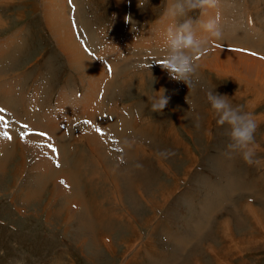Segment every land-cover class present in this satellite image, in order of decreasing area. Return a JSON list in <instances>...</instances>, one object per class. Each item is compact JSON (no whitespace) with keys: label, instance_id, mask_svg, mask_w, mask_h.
<instances>
[{"label":"rangeland","instance_id":"1","mask_svg":"<svg viewBox=\"0 0 264 264\" xmlns=\"http://www.w3.org/2000/svg\"><path fill=\"white\" fill-rule=\"evenodd\" d=\"M170 2L0 0V40L14 38L0 42V264H264V0L190 13L223 28L190 90L159 64ZM215 53L245 63L214 66ZM211 88L256 120L253 163L227 154ZM160 91L169 102L153 112ZM47 130L55 152L28 143Z\"/></svg>","mask_w":264,"mask_h":264},{"label":"clouds","instance_id":"2","mask_svg":"<svg viewBox=\"0 0 264 264\" xmlns=\"http://www.w3.org/2000/svg\"><path fill=\"white\" fill-rule=\"evenodd\" d=\"M219 2L220 0H171L165 9V14L171 22L163 34L165 55L159 64L167 70L170 78L183 82L189 90L199 83L195 56L202 53L213 39L223 38V28L218 16L197 20L190 13L214 9ZM130 19V16H126L125 22H130ZM198 29L204 34L198 35ZM213 89L206 90V99L217 116V123L228 126L227 154L230 157L232 153L237 152L246 163H253L255 132L258 127L256 120L252 113L244 111L240 105L233 106L228 96ZM157 93L148 97V101L153 112H162L169 98L163 91Z\"/></svg>","mask_w":264,"mask_h":264},{"label":"bare ground","instance_id":"3","mask_svg":"<svg viewBox=\"0 0 264 264\" xmlns=\"http://www.w3.org/2000/svg\"><path fill=\"white\" fill-rule=\"evenodd\" d=\"M53 20H50V23L52 22ZM56 23H58L57 21H55ZM67 28H68V30H69V27H68V25H67V23H66V25H65ZM54 30H55V28H54ZM64 38L66 39V40H68L69 42H71V43H73L77 48H78V51H79V58H80V61H82L83 63H85L86 64V66L88 65V61H86L85 60V56H84V54H83V51H82V49L81 48H79V46L77 45V43L75 42V40L73 39V36H72V34L70 33H68V31H67V33L66 34H64ZM154 49V48H153ZM155 49H157V48H155ZM160 52H162V51H160ZM219 56V54H216L215 53V55H214V57L212 58V59H210L211 61H213L214 62V66H217L218 64H225V67L226 68H229V67H231L232 69H236V67H242L243 65H244V63H245V61L244 62H241L240 61V65L238 64V66H235V65H233L232 66V64H231V62H233V61H231L230 59H229V57H227V59H223V58H219V60L220 61H215V59H217V57ZM246 56V55H245ZM241 59V58H240ZM224 60V61H223ZM97 61V60H96ZM82 63V64H83ZM84 65V64H83ZM90 65H92L91 63H90ZM84 67V66H83ZM105 68V67H104ZM226 70V69H225ZM230 71V70H229ZM237 71V73H238V71H239V69H237L236 70ZM249 80V79H248ZM253 80H255V79H253ZM250 81V80H249ZM256 81V80H255ZM260 82V81H259ZM262 82V81H261ZM248 83V82H247ZM260 84V83H259ZM48 124L49 125H51V124H53V121L51 120V119H48ZM35 133V132H34ZM45 133L47 134L46 136H43L44 138L42 139H37L38 137H34L33 135L32 136H28V138L29 139H27L28 141H30V142H28V143H32V145H33V143H37V144H39L40 146H43V147H45V148H47L46 147V144L47 145H53L52 143V138H49V137H47L48 136V134H51V133H53L52 131H50V130H47V131H45ZM37 139V140H36ZM39 141V142H38ZM99 144V143H98ZM26 145V144H25ZM91 145H92V143H91ZM29 148V147H28ZM92 150H94V149H92ZM98 149H96V151H97ZM33 151V150H32ZM35 151V150H34ZM100 151V150H99ZM99 151H97L98 153H99ZM45 153H47V152H45ZM99 161V160H98ZM97 161V162H98ZM92 163V162H91ZM98 164V163H97ZM96 168V167H95ZM99 168V167H98ZM16 172V171H15ZM111 172V171H110ZM69 173V172H68ZM109 174H111V173H109ZM105 175V177H108V180H106V181H109L110 183H112L113 184V181H112V178H111V176L110 175ZM113 174V173H112ZM63 175V174H62ZM64 176H66V182L70 185V184H72V183H74V180H73V178L70 176V174H64ZM70 177H71V180H72V182H71V180H70ZM56 184H58L57 182H56ZM114 184H115V182H114ZM116 188H117V186H116ZM116 188H114V189H116ZM161 192V191H160ZM65 194V193H64ZM114 195V194H113ZM116 195V194H115ZM112 197V199H114V196H111ZM164 197V196H163ZM166 197V196H165ZM67 198V197H66ZM109 199H111L110 198V196L108 197ZM78 200H80V198H77ZM144 200V199H143ZM149 200V199H148ZM75 201V200H74ZM110 201H112V200H110ZM76 205V201L75 202H73V203H71V205H69V209L70 208H74V207H76L75 206ZM115 207V206H114ZM119 207V206H118ZM249 207V206H248ZM116 208V207H115ZM252 208V207H251ZM69 209H67L68 211V213L66 212V215H70L71 213H69L70 211H69ZM248 210H249V208H247ZM95 211H97L96 209H95ZM251 216V219H253L254 220V222H255V224H257L258 225V223H260L259 222V220H261L259 217V214H256L255 213V211L254 210H252V215H250ZM133 226V225H132ZM262 226V225H261ZM255 228L257 227V226H254ZM264 228V227H263ZM263 230V229H262ZM258 232V231H257ZM261 232V231H260ZM104 235V234H103ZM103 235H101L102 237V240L104 239V237H103ZM106 236H107V234H106ZM105 236V237H106ZM96 237V236H95ZM108 239V238H107ZM104 241H106V240H104ZM241 242H244L243 240H241ZM238 244V243H237ZM108 246V245H107Z\"/></svg>","mask_w":264,"mask_h":264},{"label":"crops","instance_id":"4","mask_svg":"<svg viewBox=\"0 0 264 264\" xmlns=\"http://www.w3.org/2000/svg\"><path fill=\"white\" fill-rule=\"evenodd\" d=\"M231 20H234V19H231ZM78 26H79V24H78ZM79 28L82 30V31H85L86 29H84L83 27H81V25L79 26ZM86 35V34H85ZM6 40L5 41H3L4 39H2V40H0V42H6L7 40H9L8 42H9V44H10V42L11 41H14V38H13V36L12 35H10V36H8L7 38H5ZM85 40L87 41V43L89 42L88 41V35L87 36H85ZM80 42L82 43V42H84V41H82V40H80ZM125 42H128V40H125ZM129 42H130V44H131V46L133 45V46H135V43H134V41L132 40V39H129ZM102 43H100V45H101ZM0 46H2V44H0ZM99 47V46H98ZM2 49V48H1ZM99 49V48H98ZM84 51H85V53L86 54H88L87 53V51L84 49ZM106 51H108V49L106 50ZM67 58V57H66ZM68 61V60H67ZM67 64V63H66ZM68 65V64H67ZM71 68V67H70ZM72 69V68H71ZM82 70H84V69H82ZM70 71V70H69ZM84 71H86V70H84ZM36 77L38 76V74L37 75H35ZM75 76V75H74ZM1 78V77H0ZM51 81H53V80H51ZM7 82H8V78H7V80H4V84H7ZM74 84V83H73ZM13 85V84H12ZM0 92H5V91H1L0 90ZM66 100H68V98H65ZM72 105H73V103L70 105V106H68L67 104H66V108H69V107H72ZM55 106V105H54ZM69 110V109H68ZM54 113H56L55 111H54ZM48 119H50V118H48ZM48 119H47V121L46 122H48Z\"/></svg>","mask_w":264,"mask_h":264},{"label":"snow or ice","instance_id":"5","mask_svg":"<svg viewBox=\"0 0 264 264\" xmlns=\"http://www.w3.org/2000/svg\"><path fill=\"white\" fill-rule=\"evenodd\" d=\"M3 111H4V109H3V108H0V112H3ZM2 119H3V117H0V120H2ZM84 123H85V124H91V121H84ZM5 127H7L6 124H5ZM23 127L27 128V125H24ZM95 131H96L98 134H101V135L103 134L100 128H96ZM38 135H40V136L43 137V136H46L47 134H46V133H43V132H40V133H38ZM3 137L6 138V139H9V140L12 139V137H11L7 132H4V133H3ZM23 137H24V134L21 135V139H23ZM48 147H49V148H52L51 145H48ZM52 151L55 152L56 149H55V148H52ZM57 167H59V164H57ZM61 183H64V182L61 181Z\"/></svg>","mask_w":264,"mask_h":264}]
</instances>
